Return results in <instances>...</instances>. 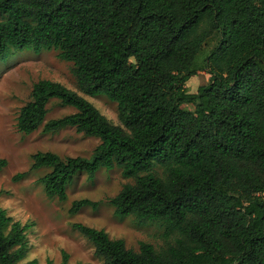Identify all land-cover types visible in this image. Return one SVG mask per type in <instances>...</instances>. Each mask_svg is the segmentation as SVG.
<instances>
[{
	"label": "trees",
	"instance_id": "1",
	"mask_svg": "<svg viewBox=\"0 0 264 264\" xmlns=\"http://www.w3.org/2000/svg\"><path fill=\"white\" fill-rule=\"evenodd\" d=\"M12 51H57L81 93L118 107L120 126L43 80L17 119L26 136L75 129L101 142L92 159L32 157L34 171L50 170L40 179L49 198L66 202L78 175L120 168L134 183L110 200L115 217L165 227L163 249L135 252L75 224L104 264H264V0H0V59ZM199 73L210 80L191 93ZM52 100L76 113L47 122ZM98 206L77 201L70 214ZM29 229L0 208V264L26 258Z\"/></svg>",
	"mask_w": 264,
	"mask_h": 264
},
{
	"label": "rangeland",
	"instance_id": "2",
	"mask_svg": "<svg viewBox=\"0 0 264 264\" xmlns=\"http://www.w3.org/2000/svg\"><path fill=\"white\" fill-rule=\"evenodd\" d=\"M215 47L210 42L201 55L200 63ZM57 51L16 52L0 59V159L8 165L0 172V208L6 210L15 221L29 226L27 231L28 253L20 264L37 261L38 264H63L64 254L69 256L68 264H104L95 254L93 244L73 226H84L106 231L113 240H123L128 249L138 252L141 243H148L157 251L165 244V227L157 222H139L134 217L116 218L110 200L119 195L123 187L134 180L125 179L123 170L102 169L95 181H89L86 174L78 175L67 188L68 199L60 202L49 198L40 182L48 169L34 171L32 157L39 153H54L61 158L83 157L92 159L100 140L87 138L75 129H66L54 135H46L42 129L26 136L18 131L17 119L20 110L31 101L33 86L43 80L59 83L77 92L93 104L111 123L120 126L118 107L106 96L92 98L80 92L72 74L73 64L61 61ZM210 76L199 73L187 83L191 93H197L206 85ZM194 110L193 106H184ZM47 122L62 119L76 113L73 108L64 107L58 100L48 105ZM158 176L163 168L158 163ZM26 174L22 179L17 176ZM89 200L98 203L97 209L85 208L73 216L70 210L77 201ZM178 237L174 234L169 242Z\"/></svg>",
	"mask_w": 264,
	"mask_h": 264
}]
</instances>
